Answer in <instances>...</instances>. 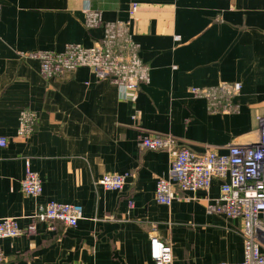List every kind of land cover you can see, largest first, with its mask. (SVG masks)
<instances>
[{"label": "crops", "instance_id": "obj_1", "mask_svg": "<svg viewBox=\"0 0 264 264\" xmlns=\"http://www.w3.org/2000/svg\"><path fill=\"white\" fill-rule=\"evenodd\" d=\"M98 15L88 27V14ZM129 23L148 80L127 101L115 84L87 67L46 80L38 51L90 48L105 24ZM240 83L236 113L210 114L192 89ZM22 112L33 133L17 138ZM140 115L139 120L132 118ZM264 116V0H0V219L34 229L0 240L2 264H154L148 232L171 244L173 264H235L243 259L240 222L206 214L219 195L175 190L170 206L155 200L167 177L165 152L141 151L145 132L169 134L187 148L226 154L258 139ZM26 162L41 194L21 191ZM128 174L122 191L96 182ZM77 204L75 227L33 218L37 205Z\"/></svg>", "mask_w": 264, "mask_h": 264}, {"label": "built area", "instance_id": "obj_2", "mask_svg": "<svg viewBox=\"0 0 264 264\" xmlns=\"http://www.w3.org/2000/svg\"><path fill=\"white\" fill-rule=\"evenodd\" d=\"M97 21V14H88V27L96 26ZM128 25L129 23L121 22L105 24L104 36L87 49L67 45L62 52L38 51L29 57L39 62L40 74L46 80L87 67L96 79H109L115 84L120 99L127 101L139 85L148 80V68L136 55L137 46L128 36ZM240 90V83H232L203 90L192 89L191 94L206 101L210 114L225 116L238 111V105L233 99L239 95ZM132 118L139 120L140 115L136 113ZM36 119L35 114L22 112L17 138L28 139L33 133ZM257 120V141L230 144L223 155L209 148L196 153L169 134L145 132L138 142L141 151L165 152L170 158L167 177L157 178L155 182L154 195L158 204L170 206L176 199L175 190L206 192L214 181H219V195L206 203L205 212L240 222L243 259L235 264H264V116ZM7 144L8 139L0 136V149ZM128 176L104 174L96 184L107 191H122ZM41 190L40 178L31 171L29 162H26L24 178L21 180L22 193L37 197ZM33 218L43 222H60L63 226L72 228L82 218V207L56 202L39 204ZM33 229V225L20 227L17 219L1 218L0 240L16 238ZM148 235L155 248L153 263L173 264L171 244L158 238L154 229ZM3 261L0 251V264Z\"/></svg>", "mask_w": 264, "mask_h": 264}]
</instances>
